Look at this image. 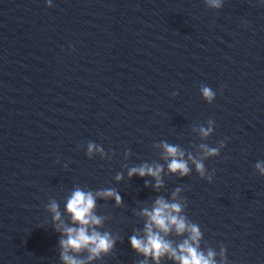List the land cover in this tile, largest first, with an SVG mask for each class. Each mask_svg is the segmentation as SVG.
Returning <instances> with one entry per match:
<instances>
[{"label":"clouds","instance_id":"clouds-1","mask_svg":"<svg viewBox=\"0 0 264 264\" xmlns=\"http://www.w3.org/2000/svg\"><path fill=\"white\" fill-rule=\"evenodd\" d=\"M213 8L222 7V0H205ZM48 7H52L51 0H48ZM200 91L205 100L211 103L216 96V93L208 86L202 85ZM214 121L209 120V124H213ZM212 128H200L202 136H209L212 132ZM225 146L222 141L220 148ZM163 147L169 157H171L168 168L171 172H179L181 176L189 174L190 169L187 162L178 157H183L184 153L179 149L178 146L170 145L167 143L163 144ZM88 153L91 154L94 150L103 152V149L97 146L93 142H89L87 145ZM201 148L205 150L206 156H216L219 155L220 148H210L207 145H201ZM189 159H192L193 163L196 166L197 171L203 177L205 174V167L201 161L195 160L191 156ZM256 168L264 173V167L261 166V163L256 164ZM162 171L161 166L157 165L156 167L148 166L147 164L132 167L129 169L128 175L132 177L138 175L144 177L146 175L157 178V187L160 186V172ZM117 179H121V176H117ZM213 177L208 176L209 182H211ZM147 184V181L145 182ZM179 191V189H177ZM175 195V193H174ZM115 197L117 203L121 201V197L114 190L108 189L101 192H97L95 196L91 191L85 192L80 188L74 190L69 197L66 209L67 212L71 215L73 222L78 223L80 226L73 227H64V235L66 238H61L59 244L62 248L60 254L61 260L64 264H86L84 260H78L73 256L69 255V251L73 250L80 252L82 250H87L90 255L87 260L91 261L97 257H100L102 254H108L115 245V241L110 237V234L107 232L101 233L96 231L95 228L89 232L90 225H100L102 223V218L97 216L93 209L96 207V197ZM156 207L151 211L147 209L144 210V215L149 217V223L146 224V234L147 238L140 239L136 236L130 237L131 247L143 254L152 255L154 258L159 259L160 256L171 253V256L180 262V264H217V261L214 259L216 252L209 249L207 256L203 252L198 251L197 247H193L189 243V240H185L182 245L179 246V253L176 249H173L170 242L162 239L157 232L153 231V224L156 225L159 229L167 233L170 230L172 225L175 226L178 234L183 233L186 229L190 231L191 236L190 240L197 242L201 236L200 230L196 225H187L185 219L178 217L177 215H172V212L179 213L181 211V206L178 203L169 204L165 202L162 198L156 200ZM48 209L53 213L54 220H60V212L58 211L59 205L55 200H52L47 205ZM171 210V211H169ZM57 231L59 229L57 228ZM220 255L224 258L223 264H228L226 257V249L221 248Z\"/></svg>","mask_w":264,"mask_h":264}]
</instances>
